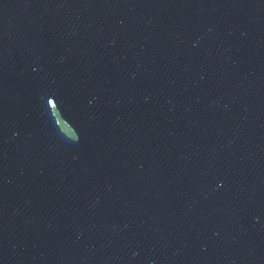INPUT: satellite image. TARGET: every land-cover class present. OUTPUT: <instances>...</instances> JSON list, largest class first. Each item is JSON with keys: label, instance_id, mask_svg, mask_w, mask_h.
<instances>
[{"label": "water", "instance_id": "95a60500", "mask_svg": "<svg viewBox=\"0 0 264 264\" xmlns=\"http://www.w3.org/2000/svg\"><path fill=\"white\" fill-rule=\"evenodd\" d=\"M0 264H264V0H0Z\"/></svg>", "mask_w": 264, "mask_h": 264}]
</instances>
